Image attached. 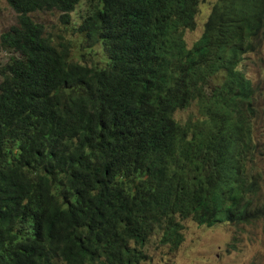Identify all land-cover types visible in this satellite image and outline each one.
<instances>
[{
	"label": "trees",
	"instance_id": "1",
	"mask_svg": "<svg viewBox=\"0 0 264 264\" xmlns=\"http://www.w3.org/2000/svg\"><path fill=\"white\" fill-rule=\"evenodd\" d=\"M7 1L0 264H141L152 236L177 249L186 219L264 214L244 74L264 54V0H215L191 47L204 0ZM47 11L78 46L32 16Z\"/></svg>",
	"mask_w": 264,
	"mask_h": 264
},
{
	"label": "rangeland",
	"instance_id": "2",
	"mask_svg": "<svg viewBox=\"0 0 264 264\" xmlns=\"http://www.w3.org/2000/svg\"><path fill=\"white\" fill-rule=\"evenodd\" d=\"M214 1L204 0L196 17V25L193 29L185 31L184 39L188 47L200 37L204 21ZM76 14L72 15L73 18H76ZM32 16L52 33L61 34L65 39L71 40L75 47L78 46L76 31L71 32L69 28L60 24L58 12H36ZM14 24H16V12L7 0H0V35ZM99 56L94 58L104 65L108 61L106 55L99 54ZM258 56L261 59H256L255 55L250 56L244 64L246 74L255 86L254 96L259 112L255 134L264 152V54ZM73 58L79 61L76 51ZM7 59L8 53L0 45V66ZM89 63L90 61L87 62ZM190 108L195 109V106ZM185 114L186 110L177 113L182 117ZM259 160L263 171L260 196L264 199V153ZM183 225V240L177 249L169 250L168 247L160 245L157 237L152 236L146 246L148 257L141 264H264V216L245 224L216 222L212 225H198L195 221L186 219Z\"/></svg>",
	"mask_w": 264,
	"mask_h": 264
},
{
	"label": "clouds",
	"instance_id": "3",
	"mask_svg": "<svg viewBox=\"0 0 264 264\" xmlns=\"http://www.w3.org/2000/svg\"><path fill=\"white\" fill-rule=\"evenodd\" d=\"M208 14H209V13H208ZM244 74L246 75L247 79L251 82V84H252V86H253V88H254V93H255V86H254L252 80L247 76L245 70H244ZM255 99H256V98H255ZM256 118H257V116H256ZM256 118H255L254 134H255L256 124H257V120H256ZM255 138H256V140L258 141V138H257L256 134H255ZM260 143H261V142H260ZM260 195H261V194H260ZM259 199H260V201H264V199H261V196H260ZM263 216H264V214H263L262 216H260L259 218H256L255 220L251 221V222L257 221V220H259L260 218H262ZM251 222H249V221H240V222H237V223H231V224H245V223H251ZM220 223H230V222H222V221H221Z\"/></svg>",
	"mask_w": 264,
	"mask_h": 264
}]
</instances>
